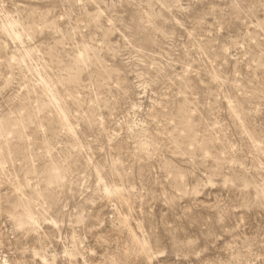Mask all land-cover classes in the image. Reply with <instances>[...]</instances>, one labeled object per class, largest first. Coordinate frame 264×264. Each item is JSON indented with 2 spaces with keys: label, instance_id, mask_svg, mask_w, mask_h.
<instances>
[{
  "label": "rangeland",
  "instance_id": "374dc122",
  "mask_svg": "<svg viewBox=\"0 0 264 264\" xmlns=\"http://www.w3.org/2000/svg\"><path fill=\"white\" fill-rule=\"evenodd\" d=\"M0 264H264V0H0Z\"/></svg>",
  "mask_w": 264,
  "mask_h": 264
}]
</instances>
